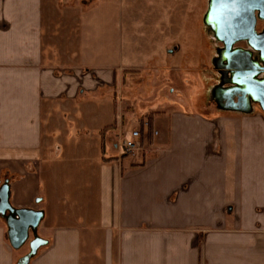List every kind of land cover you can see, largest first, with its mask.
Returning <instances> with one entry per match:
<instances>
[{
    "label": "crops",
    "instance_id": "obj_1",
    "mask_svg": "<svg viewBox=\"0 0 264 264\" xmlns=\"http://www.w3.org/2000/svg\"><path fill=\"white\" fill-rule=\"evenodd\" d=\"M61 19L51 0H0V181L44 212L29 264H264V112L221 109L206 82L195 110L168 85L179 66L148 67L162 50L140 54L146 32L105 66L70 49ZM147 77L137 117L156 113L125 153L123 93ZM7 239L0 264H16Z\"/></svg>",
    "mask_w": 264,
    "mask_h": 264
},
{
    "label": "rangeland",
    "instance_id": "obj_2",
    "mask_svg": "<svg viewBox=\"0 0 264 264\" xmlns=\"http://www.w3.org/2000/svg\"><path fill=\"white\" fill-rule=\"evenodd\" d=\"M51 5L54 9H60L62 34L64 30L72 32L71 38L66 40L70 49L76 47L79 52H87L88 59L93 63L118 65L123 56L120 54L122 37L134 32L144 35L146 32L149 39L140 43V47L144 48L140 54L145 53L144 46L162 50L160 53L156 51V56L152 57L151 64L148 65L151 70L158 68L169 74L164 68L180 67L170 72L171 82L168 85L187 96L193 109H200L196 102L199 99L195 98L200 95L202 99L206 92L205 82L214 85L219 83L221 75L216 65L219 63L218 54L223 44L217 40L205 21L210 0H51ZM263 26L264 22L259 20L257 29ZM64 36L69 37V33ZM245 45V42L236 44L242 47ZM130 46L123 45L126 59L133 56L129 51ZM125 71H129L127 75L140 73L139 69ZM160 74L159 81L164 78V72ZM145 79L141 86H137L136 79H133L132 86L128 88L129 93H123L125 97L130 96L128 99L134 107V114L127 120L125 127L129 133L135 127H142L140 121L148 120V114L152 113L144 114L140 120L137 117L142 111L141 102L149 97L148 84H145L148 77ZM158 84V87L153 88L154 92L157 91L152 96V99L159 97V105L155 104V109H160L166 98L158 91L164 87ZM148 129L146 125L145 130ZM40 231L38 228L37 233ZM2 236L8 240L6 222L0 217V237ZM32 236L33 232L30 231L26 243L19 249L13 248L15 257L20 258L30 251Z\"/></svg>",
    "mask_w": 264,
    "mask_h": 264
},
{
    "label": "water",
    "instance_id": "obj_3",
    "mask_svg": "<svg viewBox=\"0 0 264 264\" xmlns=\"http://www.w3.org/2000/svg\"><path fill=\"white\" fill-rule=\"evenodd\" d=\"M259 19L264 20V0H210L205 21L223 44L216 65L221 76L212 91L221 109L249 113L258 104L264 112V30H257ZM239 42L247 47L236 46ZM0 217L6 222L14 249L21 248L33 232L30 251L16 263L29 264L47 243L37 235L44 212L14 207L10 184L4 182L0 186Z\"/></svg>",
    "mask_w": 264,
    "mask_h": 264
},
{
    "label": "built area",
    "instance_id": "obj_4",
    "mask_svg": "<svg viewBox=\"0 0 264 264\" xmlns=\"http://www.w3.org/2000/svg\"><path fill=\"white\" fill-rule=\"evenodd\" d=\"M141 138V132L139 130H135L131 133L130 139H124L121 142V147L123 148L125 153L134 152L138 149L137 139Z\"/></svg>",
    "mask_w": 264,
    "mask_h": 264
},
{
    "label": "flooded vegetation",
    "instance_id": "obj_5",
    "mask_svg": "<svg viewBox=\"0 0 264 264\" xmlns=\"http://www.w3.org/2000/svg\"><path fill=\"white\" fill-rule=\"evenodd\" d=\"M260 20V19H259ZM259 20H258V23H259ZM262 22H264V20H261ZM258 23H257V25H258ZM258 30V29H257ZM264 30V26L261 28V29H259L258 31L259 32H262ZM244 47H247V45H245ZM229 84H227V86H228ZM5 182V181H4ZM3 181H0V186L4 183ZM34 234H33V236L31 237V241H30V245H31V242H32V240H34ZM31 247V246H30ZM31 249V248H30Z\"/></svg>",
    "mask_w": 264,
    "mask_h": 264
},
{
    "label": "trees",
    "instance_id": "obj_6",
    "mask_svg": "<svg viewBox=\"0 0 264 264\" xmlns=\"http://www.w3.org/2000/svg\"><path fill=\"white\" fill-rule=\"evenodd\" d=\"M124 73H129V71H124ZM156 112H152L151 114H148V122L150 124V127H151V121H152V118H153V115L155 114Z\"/></svg>",
    "mask_w": 264,
    "mask_h": 264
}]
</instances>
